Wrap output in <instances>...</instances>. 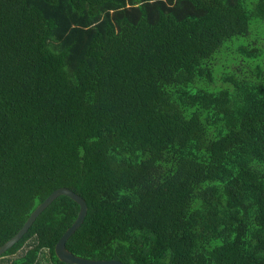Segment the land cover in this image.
<instances>
[{
    "label": "trees",
    "instance_id": "trees-1",
    "mask_svg": "<svg viewBox=\"0 0 264 264\" xmlns=\"http://www.w3.org/2000/svg\"><path fill=\"white\" fill-rule=\"evenodd\" d=\"M57 188L72 255L264 264V0H0V246ZM77 210L0 264H62Z\"/></svg>",
    "mask_w": 264,
    "mask_h": 264
},
{
    "label": "water",
    "instance_id": "water-1",
    "mask_svg": "<svg viewBox=\"0 0 264 264\" xmlns=\"http://www.w3.org/2000/svg\"><path fill=\"white\" fill-rule=\"evenodd\" d=\"M59 196H64L70 199L72 202H74L77 205L78 210H77V213H76V216L73 222L70 224L69 227H67L64 230V232L57 239L56 243L53 246V254H54V257L57 259V261L62 264H124L114 259L95 260V259L81 258L75 255H72L70 252H68L65 249L64 244L66 240L80 226L85 216V213H86V206H85L84 201L81 199V197H79L78 195H76L75 193H73L71 190L67 188H57L53 190L45 199L42 200V202H40L30 212V214L25 219V221L23 222L21 227L18 229V231L0 246V256L19 241V239L26 233V231L29 229V227L34 222V220L37 218V216L48 205H50V203L54 199H56Z\"/></svg>",
    "mask_w": 264,
    "mask_h": 264
},
{
    "label": "rangeland",
    "instance_id": "rangeland-1",
    "mask_svg": "<svg viewBox=\"0 0 264 264\" xmlns=\"http://www.w3.org/2000/svg\"><path fill=\"white\" fill-rule=\"evenodd\" d=\"M250 29H251V26H250ZM234 41H235V39H232V42H234ZM234 45H236V44H234ZM232 48H233V47H232ZM232 48H230V49L227 50L226 52H230L231 57H234L235 59H238V56L233 52ZM233 49H234V48H233ZM222 50L225 52V48H222ZM222 50H221V51H222ZM235 50H236V49H235ZM214 64L219 65V64H221V62L216 61V59H215V60H214ZM222 64H223V62H222ZM231 69H232V67H231ZM213 71L216 72L217 69L214 68ZM23 250H24V248L20 249V250L17 251L14 255L9 256V257L7 258V260H10V259H12V258H15V257L20 256V255L22 254ZM38 257H39V258H38L36 264H51L50 261H49L48 258H47V253H46L45 251L41 252L40 255H39Z\"/></svg>",
    "mask_w": 264,
    "mask_h": 264
}]
</instances>
